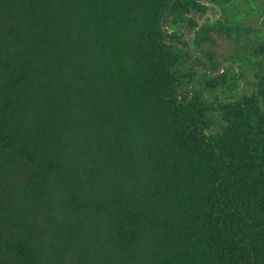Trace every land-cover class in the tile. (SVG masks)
<instances>
[{"label": "trees", "instance_id": "trees-1", "mask_svg": "<svg viewBox=\"0 0 264 264\" xmlns=\"http://www.w3.org/2000/svg\"><path fill=\"white\" fill-rule=\"evenodd\" d=\"M169 1L0 0V264H264V108Z\"/></svg>", "mask_w": 264, "mask_h": 264}, {"label": "flooded vegetation", "instance_id": "flooded-vegetation-1", "mask_svg": "<svg viewBox=\"0 0 264 264\" xmlns=\"http://www.w3.org/2000/svg\"><path fill=\"white\" fill-rule=\"evenodd\" d=\"M169 4L160 17V30L166 34L171 31H176L177 34L182 32L187 49V39L195 31L193 48L199 53V49L194 47V40L203 25H208L206 42H212L214 34H222L229 39L233 46L220 53L206 48L220 68H234L233 76L237 81L225 90L224 99L231 102L239 97L253 96L264 108V93L258 91L264 83V0H180L178 11H182L183 18L180 15L174 17L175 13L171 14L173 4L168 12ZM236 15H239L238 19H231ZM186 31H189L188 35ZM197 68L204 70L200 63ZM211 72L212 76L220 73L213 72L212 68ZM248 73L250 76L247 77ZM250 83L253 88L247 92L245 89Z\"/></svg>", "mask_w": 264, "mask_h": 264}, {"label": "rangeland", "instance_id": "rangeland-1", "mask_svg": "<svg viewBox=\"0 0 264 264\" xmlns=\"http://www.w3.org/2000/svg\"><path fill=\"white\" fill-rule=\"evenodd\" d=\"M239 15H236L235 17H231V19L236 20L238 19ZM189 31H186V34L188 35ZM231 46H233V43L225 38L224 36H222V34H214L213 35V41L212 42H206L205 44H203L204 48H208V49H212L218 53L224 51L225 49L230 48ZM201 68V67H200ZM250 76V74H247V77ZM253 88V84L250 83L247 86V92L251 91V89Z\"/></svg>", "mask_w": 264, "mask_h": 264}, {"label": "water", "instance_id": "water-1", "mask_svg": "<svg viewBox=\"0 0 264 264\" xmlns=\"http://www.w3.org/2000/svg\"><path fill=\"white\" fill-rule=\"evenodd\" d=\"M173 2H174V0H171V1H170L169 8H168V12L170 11V9H171V7H172ZM195 34H196V32L193 31V32L191 33L190 37L187 39L188 49H189L190 53H191L194 57H198V58H200V59H202V60L205 61L207 72H208L209 74H211V73H212V72H211V66H210V63H209L208 59H207L203 54H201V53H199V52H196V51L194 50V48H193V39H194Z\"/></svg>", "mask_w": 264, "mask_h": 264}]
</instances>
